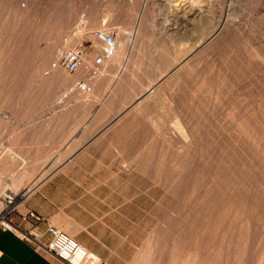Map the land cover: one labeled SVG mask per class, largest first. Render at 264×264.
I'll list each match as a JSON object with an SVG mask.
<instances>
[{
  "label": "rangeland",
  "instance_id": "obj_1",
  "mask_svg": "<svg viewBox=\"0 0 264 264\" xmlns=\"http://www.w3.org/2000/svg\"><path fill=\"white\" fill-rule=\"evenodd\" d=\"M97 29L124 40L105 100L51 67ZM94 111L124 112L115 123L137 143L126 163L75 168L100 173L82 182L106 203L132 205L149 264H264V0H0V162L16 158L5 184L46 166L41 182Z\"/></svg>",
  "mask_w": 264,
  "mask_h": 264
},
{
  "label": "crops",
  "instance_id": "obj_2",
  "mask_svg": "<svg viewBox=\"0 0 264 264\" xmlns=\"http://www.w3.org/2000/svg\"><path fill=\"white\" fill-rule=\"evenodd\" d=\"M109 64L111 61L104 65L101 70L104 73L99 78H91L85 70L81 69L73 73L79 72L71 79L72 81L78 79L77 82L84 81L88 87L91 84L95 89H98V92H104V100L108 99L110 86H113L112 81L118 79L117 76L120 74V70L116 72L115 67H110ZM120 69L122 71L125 68L122 66ZM92 86L89 91L77 89L84 93H92ZM123 107L128 108L129 102ZM97 115L101 122H97L98 120L92 122V116L96 117ZM123 116L124 112L114 113L111 111L101 115L94 111L90 115L91 118L74 132L73 140H70L71 142L66 144L65 149L57 152L55 158L48 163H60V166L41 182L36 173L46 170V166L35 168L36 173L33 176L27 172L22 173V170L13 173L14 188L31 178L35 179L34 183L37 186L18 211L12 215V222L24 231L34 227L39 235L38 242L42 245H45L50 238L47 227L53 226L73 238L86 250L93 252L107 264H149L147 236H139L137 220L123 214L124 211L130 210L132 205L106 203L105 200L99 198L100 192L104 189L86 187L82 182L83 180L102 179L100 173L93 171L81 173L75 168L79 163L128 162L123 158L128 153L131 154L128 149L135 148L137 135L136 130L131 129L128 124L115 123ZM75 126L77 125L73 127ZM69 131L71 132V129ZM65 135L67 136V134ZM75 148L78 149L72 153ZM101 148L104 149L103 152L96 151ZM115 148L118 150L115 151ZM49 152L43 151L46 159ZM111 155H115L117 159L100 158ZM7 159L1 160L3 162H0V168L10 173L15 170V167ZM46 159L41 162H46ZM29 211L41 216L43 221L34 225L33 221L26 217ZM0 264L64 263L48 254L43 248L37 247L33 242L22 240L13 233L0 229Z\"/></svg>",
  "mask_w": 264,
  "mask_h": 264
},
{
  "label": "built area",
  "instance_id": "obj_3",
  "mask_svg": "<svg viewBox=\"0 0 264 264\" xmlns=\"http://www.w3.org/2000/svg\"><path fill=\"white\" fill-rule=\"evenodd\" d=\"M90 40L75 45L61 52L57 62L52 63V68H62L67 73L73 74L78 70H85L88 76L96 74L101 67L110 62L115 54V35L109 30H94ZM76 86L85 91L90 87L79 81ZM31 192L25 190L18 192L5 189L0 191V229L13 233L22 240L33 242L37 247L43 248L48 254L60 260L64 264H107L93 252L86 250L73 238L69 237L56 227L48 226L47 233L49 241L42 245L38 242L39 235L32 227L29 230H22L12 222V215L18 211L23 202ZM34 225L43 221L42 217L29 211L26 214Z\"/></svg>",
  "mask_w": 264,
  "mask_h": 264
},
{
  "label": "bare ground",
  "instance_id": "obj_4",
  "mask_svg": "<svg viewBox=\"0 0 264 264\" xmlns=\"http://www.w3.org/2000/svg\"><path fill=\"white\" fill-rule=\"evenodd\" d=\"M88 24H89V27H88V30H90V27H92L93 26V24H92V22L90 23V22H88ZM59 29V28H58ZM66 29V28H65ZM76 33H74V36H76V37H78V39H79V37L81 38L82 36H83V33L85 32V31H87V30H85V25L83 26L82 24H79V25H77L76 26ZM104 30H106V29H104ZM106 31H108V30H106ZM86 33V32H85ZM88 34V33H87ZM138 34H139V29H137V28H135V29H133V31L132 32H130V34H129V40H128V44L129 45H133L134 44V42H135V40H136V38H137V36H138ZM90 35H91V33H90ZM120 32L119 33H116V35H115V41L117 42L116 43V50H115V57H114V60H113V64L111 65V67H115V65H117L118 64V62H119V60H120V58L122 57V55L124 54L123 53V50H122V48H123V42H124V40L122 39L123 37V35L122 36H120ZM122 37V38H121ZM122 39V40H121ZM130 49V48H129ZM129 53V52H128ZM128 55V54H127ZM113 57H112V59H113ZM126 57V56H125ZM111 59V60H112ZM119 59V60H118ZM104 67V66H103ZM103 67H101V69L96 73V74H94V75H92L91 76V78H99L103 73H101V74H99L100 73V71L102 70V68ZM58 69H60V68H58ZM55 72H56V70H55ZM55 74V73H54ZM99 74V75H98ZM90 81V80H89ZM88 81V82H89ZM70 83V82H69ZM64 85V84H63ZM150 89V88H149ZM1 155H6V157L8 158V161H12V163L14 162V161H16V158L14 159L13 157H11V155L9 154V152L7 151H2L1 152ZM3 162V161H2ZM1 162V163H2ZM5 162V161H4ZM9 163V162H8ZM3 164H5V163H3ZM2 167V166H1ZM1 169V168H0ZM4 177H5V175H2V174H0V191H4L5 190V188H6V186H7V189L9 188V190L10 191H13V192H18L19 190H16L14 187H13V179L11 178V180H10V183L9 184H5V179H4ZM36 185L37 184H35L34 183V186H30L29 187V185L28 186H26L25 188L26 189H24L27 193H29V192H31L35 187H36ZM28 187V188H27Z\"/></svg>",
  "mask_w": 264,
  "mask_h": 264
}]
</instances>
